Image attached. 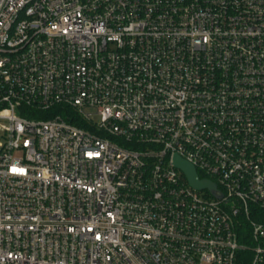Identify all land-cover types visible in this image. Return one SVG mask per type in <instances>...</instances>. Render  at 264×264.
<instances>
[{
  "label": "built area",
  "instance_id": "built-area-1",
  "mask_svg": "<svg viewBox=\"0 0 264 264\" xmlns=\"http://www.w3.org/2000/svg\"><path fill=\"white\" fill-rule=\"evenodd\" d=\"M0 132V264H264V0H0Z\"/></svg>",
  "mask_w": 264,
  "mask_h": 264
},
{
  "label": "water",
  "instance_id": "water-1",
  "mask_svg": "<svg viewBox=\"0 0 264 264\" xmlns=\"http://www.w3.org/2000/svg\"><path fill=\"white\" fill-rule=\"evenodd\" d=\"M173 165L184 175L193 190L197 192L207 191L218 200L222 198V195L217 192L216 186L210 181L200 180L195 169L190 164L175 156L173 158Z\"/></svg>",
  "mask_w": 264,
  "mask_h": 264
},
{
  "label": "trees",
  "instance_id": "trees-1",
  "mask_svg": "<svg viewBox=\"0 0 264 264\" xmlns=\"http://www.w3.org/2000/svg\"><path fill=\"white\" fill-rule=\"evenodd\" d=\"M63 110V108H61V107H55V108H53L52 110H51V112L52 113H54V114H58L60 111H62ZM51 112H49V114L48 115H43V116H38V117H36V118H43V119H46V118H48V117H50V116H52V113ZM62 118L64 117V116H61ZM64 119H67V118H65L64 117ZM68 120V119H67ZM70 121V120H69ZM75 123H77V124H75V125H77V127H82V124L80 123V122H77V120L75 121ZM244 260H245V258H244ZM242 264H247V259H246V262H243L242 261Z\"/></svg>",
  "mask_w": 264,
  "mask_h": 264
},
{
  "label": "rangeland",
  "instance_id": "rangeland-1",
  "mask_svg": "<svg viewBox=\"0 0 264 264\" xmlns=\"http://www.w3.org/2000/svg\"><path fill=\"white\" fill-rule=\"evenodd\" d=\"M3 134L0 132V143L3 142Z\"/></svg>",
  "mask_w": 264,
  "mask_h": 264
}]
</instances>
